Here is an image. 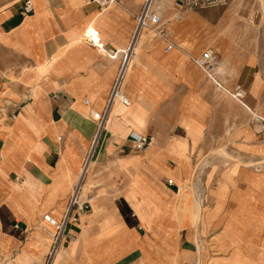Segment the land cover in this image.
<instances>
[{
    "label": "crops",
    "instance_id": "obj_1",
    "mask_svg": "<svg viewBox=\"0 0 264 264\" xmlns=\"http://www.w3.org/2000/svg\"><path fill=\"white\" fill-rule=\"evenodd\" d=\"M32 1L25 14L24 0H0L1 264L48 262L55 228L43 217L60 220L77 185L91 209L68 225L52 264L196 263L190 179L176 182L203 138L193 103L201 69L186 52L165 51L161 37L131 44L142 0L104 11L93 0ZM129 48L121 86L130 105L114 103L99 129L93 113L105 111ZM132 132L150 146L135 150ZM109 161L131 177L129 193L113 197ZM137 164L140 175L129 176ZM203 219L201 204L194 238Z\"/></svg>",
    "mask_w": 264,
    "mask_h": 264
},
{
    "label": "rangeland",
    "instance_id": "obj_2",
    "mask_svg": "<svg viewBox=\"0 0 264 264\" xmlns=\"http://www.w3.org/2000/svg\"><path fill=\"white\" fill-rule=\"evenodd\" d=\"M172 6L175 16L163 15L166 37L192 61L212 49L214 76L226 89L215 92L199 70L203 85L195 87L193 103L204 125L203 138L189 151L184 175L176 182L190 179L196 263L198 242L201 264H264V122L255 119V114L264 117V0H227L225 6L205 9ZM153 28L146 26L141 39L155 37ZM237 85L240 101L254 112L233 96ZM107 165L113 197L129 193L131 177L115 161ZM139 166L133 165L129 176L140 175ZM201 204L206 229L196 242L193 219L200 217ZM134 206L138 211L139 205Z\"/></svg>",
    "mask_w": 264,
    "mask_h": 264
},
{
    "label": "built area",
    "instance_id": "obj_3",
    "mask_svg": "<svg viewBox=\"0 0 264 264\" xmlns=\"http://www.w3.org/2000/svg\"><path fill=\"white\" fill-rule=\"evenodd\" d=\"M99 4L101 11L107 9V7L112 4L116 0H93ZM154 0H142V7L140 13L137 15V25L135 29V33L133 36L132 45L135 43V39L139 36L142 29L146 26H153L155 29V36L161 37L165 39L166 46L165 51H171L175 47V43L169 40L165 35V29L163 27V16L157 13L155 10L151 9V4ZM176 5L179 7H186L189 9H205L208 7H221L227 4V0H173ZM22 11L25 14H31L34 11V4L32 0H24ZM112 57H115L117 54L112 53ZM132 51L129 48L126 52H124L123 61L121 64L120 71L118 73L117 78L114 81L113 87L111 89V93L108 98L107 106L105 111L102 114L93 113V118L99 122V129H101L105 117L108 115V111L111 106L116 103H122L123 105H130V101L127 96L122 91V80L124 75L125 65L131 56ZM193 62L208 76L213 80L215 84L221 86L219 82H217L210 74L211 68L214 64V54L212 49L205 50L202 55L196 59L193 58ZM235 97L242 98V89L240 85H237L235 90ZM87 102V100H85ZM13 118L15 116L13 115ZM130 139L133 142V147L135 150H144L150 146L152 139L146 135H142L139 133L132 132L130 134ZM91 158L89 155L88 159ZM80 187L77 185L70 196L69 203L65 209V213L60 220H56L52 218L50 215H44L43 219L54 226V231L51 233L52 242L49 253V260L46 264H52V260L56 257L58 249L61 246L62 239L65 236L68 225L71 222H75L78 220V217L81 213L87 212L91 209V197L88 196L84 200H81L80 197ZM74 211V212H73ZM1 264V260H0Z\"/></svg>",
    "mask_w": 264,
    "mask_h": 264
},
{
    "label": "bare ground",
    "instance_id": "obj_4",
    "mask_svg": "<svg viewBox=\"0 0 264 264\" xmlns=\"http://www.w3.org/2000/svg\"><path fill=\"white\" fill-rule=\"evenodd\" d=\"M172 5H176V4H174V2H173V0H154L153 1V3L151 4V9L152 10H155L157 13H159L161 16H163L164 15V13L165 12H169V14L170 15H173V16H175V14L174 13H170V11H171V9H172ZM174 8V7H173ZM145 28V27H144ZM143 28V29H144ZM143 29H142V31L140 32V34H139V36L135 39V41H136V43H140V41H141V34H143L142 32H143ZM154 31H155V29H154ZM87 33V32H86ZM87 35H88V37H90L91 38V40H95L97 43H99V40H100V37H101V35H100V33L98 32V30L95 28V27H92V26H90V28H89V30H88V33H87ZM144 36V35H143ZM134 45H135V43H134ZM133 48V47H132ZM137 47H135L134 49H136ZM127 50H125V52H126ZM215 67H216V64L214 63L213 64V67L211 68V72H210V74H211V76L217 81V79L215 78V76L214 75H217L216 74V69H215ZM203 71V70H202ZM204 72V71H203ZM205 73V72H204ZM206 74V76L211 80V81H213L209 76H208V74L207 73H205ZM218 82V81H217ZM218 86V85H217ZM219 87H221V88H223V86H219ZM242 94V93H241ZM235 93H233V96L235 97ZM242 96H243V94H242ZM235 98H237V97H235ZM238 100H240L241 98H237ZM117 103V102H116ZM119 103V102H118ZM122 104V103H121ZM255 119H257V120H262V122H264V117H259V116H256V114H255ZM260 127L261 126H263V123L262 124H260L259 125ZM258 126V127H259ZM192 198V197H191ZM92 199H93V197H91V202H92ZM198 213V212H197ZM194 214V213H193ZM195 216V215H194ZM199 218L200 217H194V219H193V222H194V226H195V228L198 226V223H199ZM195 240H196V242L198 241V237H196V238H194ZM197 244H198V248H199V252H198V260H197V263L196 264H201L202 263V260H201V255H200V246H199V243L197 242ZM56 256H58V255H56ZM55 258H57V257H55ZM55 261H56V259H55ZM54 264H55V262H54Z\"/></svg>",
    "mask_w": 264,
    "mask_h": 264
}]
</instances>
